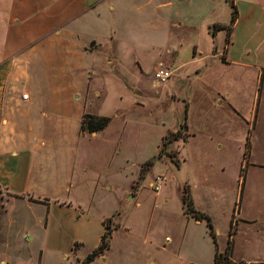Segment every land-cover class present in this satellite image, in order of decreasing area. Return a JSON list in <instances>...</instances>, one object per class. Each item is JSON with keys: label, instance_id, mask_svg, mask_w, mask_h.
Returning <instances> with one entry per match:
<instances>
[{"label": "rangeland", "instance_id": "374dc122", "mask_svg": "<svg viewBox=\"0 0 264 264\" xmlns=\"http://www.w3.org/2000/svg\"><path fill=\"white\" fill-rule=\"evenodd\" d=\"M236 1L238 10L245 12L241 1L246 0ZM168 2L138 6L140 13L130 8L111 21L115 41L102 40L101 50L93 57L101 63L96 72L89 73L84 95L76 92L72 100L77 105L82 95L85 99L79 129L83 116L105 117L108 124L101 131H82L85 136L77 139L74 188L59 190V194H51L48 188L37 191L39 199L48 200V212L41 206L30 210L10 203L15 208L13 226L5 228L7 216H1L0 207V259L82 264L106 230L111 232L107 250L87 264H212L214 252L226 249L228 231H232V246L244 259L264 261V81L260 78L254 100L251 75L219 66L218 59L224 62V49L218 58L213 51L207 52L213 45L220 51L224 44L223 35L212 38L206 25L229 20L227 3ZM152 7L158 9L152 13ZM174 19L195 27L196 33L169 29ZM156 32L158 45L142 43ZM119 35L127 38L123 39L126 44L119 42ZM196 37L197 48L203 51L199 54L207 61L201 70L190 72V61L196 60L191 43ZM158 64L170 72L169 81L159 85L152 80ZM69 67L65 59H58L47 73L38 72V84L21 83L19 87L44 97L55 87L66 85L75 90L78 73ZM176 75L182 76L174 83ZM46 77L59 82L45 84ZM177 92L185 95L187 105L176 101ZM41 119L33 118V144L44 140L37 129ZM63 119L59 116V140L74 136L78 127L75 118ZM94 133L99 134L89 138ZM58 153L52 149L46 157L57 163ZM43 172L49 176L53 171ZM85 176L96 182L94 191L85 189ZM156 177L160 180L157 193L150 188ZM185 186L194 210L209 217L214 242L204 221L184 214L181 192ZM56 201L66 204L58 207ZM7 203H2L6 210ZM46 215L49 224L43 231L34 217L42 220Z\"/></svg>", "mask_w": 264, "mask_h": 264}, {"label": "crops", "instance_id": "0c3cea01", "mask_svg": "<svg viewBox=\"0 0 264 264\" xmlns=\"http://www.w3.org/2000/svg\"><path fill=\"white\" fill-rule=\"evenodd\" d=\"M162 1L166 0H0V207L1 216L4 217L5 213L7 216L5 228L8 225L12 228L11 215L15 204L30 210L33 206H41L48 212L50 208L48 200L44 197L39 199L41 195L39 196L37 191H45L48 188L51 194H59V190L68 192L69 188L75 187L73 180L77 173L74 158L77 153V139L85 136L79 131V120L85 109L83 92L89 80V73L96 72V67L101 63L99 58L93 57L101 50L102 40L110 43L115 41L113 39L115 30L111 26V21L116 16L128 12L130 8L140 13L141 7L138 6L166 5L170 0L160 3ZM229 1H232L236 12L229 43L224 48L222 44L220 51L213 45L207 52L213 51L214 56L218 58L224 49V62L218 59V65L230 72L251 75L255 87L253 96L255 100L257 84L260 78L262 83L264 81V4L258 0L241 1V5L246 8L245 12H241L238 10L239 4L236 0ZM157 9L158 7L155 9L152 7V13ZM177 22L178 19H174L168 23L169 29L173 27L174 30L178 28L186 30L187 33H196L195 27ZM228 22L229 20L225 23L211 21L206 25V31L212 38L218 33L225 37L224 30L213 33L210 26L214 24L225 26ZM119 36L121 40L119 42L126 44L124 40L127 38ZM198 39L196 37L197 41L191 43L192 51L196 52V60L190 61L192 65L190 72L201 70L207 61L203 53L199 54V51H203L197 48ZM159 42L160 35L157 33L151 40L142 43L147 47H153ZM238 43L241 44L239 49ZM90 44L92 49H87ZM58 59H65L66 66H70L73 72L78 73L74 78L78 80V87L75 90L64 85V77L61 75L59 79L64 86L53 88L49 96L44 97L36 91L32 93L19 87L21 83L38 84L37 80L40 78L38 72L47 73L49 67ZM181 67L182 64L175 66L178 70ZM181 76L176 75L172 81L174 83L180 81ZM55 79L59 82L57 78L46 77L43 83L56 82ZM186 81L187 84L190 82ZM100 82H103V79H100ZM76 92L83 94L80 96L81 102L77 105L72 103L76 98L74 95ZM23 93L27 95L25 100L20 98ZM184 96L177 92L176 101L179 99L187 105ZM226 97L227 95H224L223 98ZM219 104L217 102V105ZM229 108L234 113L241 114L231 104ZM34 111L35 114L31 115ZM36 116L42 117V125L39 124L37 129L44 140L39 144L32 143V133L36 128L33 118ZM59 116L65 121L71 117L77 120L78 127L74 129V136L59 140ZM240 116H243V113ZM186 129L190 132L187 125ZM54 133L56 137L53 138ZM98 134H90L93 136L89 138H94ZM52 149L59 150L57 163L49 156L46 157L51 154ZM49 168L53 172L46 176L43 170L46 169L47 172ZM85 181V189L88 192L94 191L96 182H91L86 176L83 178V182ZM2 203H7V210ZM10 203L14 205L11 206ZM56 204L62 207L66 203L59 204L56 201ZM34 219L42 226L43 231L48 229L47 215L42 220L36 217ZM230 259L244 263H264L260 259H244L242 252L235 251L234 246L230 251ZM6 260L7 258L3 256L0 264H28L27 261L7 263Z\"/></svg>", "mask_w": 264, "mask_h": 264}, {"label": "trees", "instance_id": "16d2710c", "mask_svg": "<svg viewBox=\"0 0 264 264\" xmlns=\"http://www.w3.org/2000/svg\"><path fill=\"white\" fill-rule=\"evenodd\" d=\"M226 2H228V6L230 8V18H229V22L227 25L223 26V25H218V24H214L212 26L213 29V33L216 31H220V30H224L225 32V37H224V45H227L229 43V36H230V32H231V27L235 21V16H236V12L234 10V6L232 1H228L225 0ZM108 124V119L105 117H99V118H93L91 116H83L81 123H80V129L79 131H85L87 133H93V132H97V131H101L104 127H106V125ZM177 139V138H174ZM242 180V179H241ZM240 186L242 187V181L240 183ZM186 188H184L181 192V204L183 206V211L184 214L188 215L189 217L193 218L196 221H204L205 225L208 229V233L210 235V237L212 238V241L214 242V233L212 231V226L210 223V219L207 215L195 211L192 205V201L188 195V188L187 186H185ZM240 187V190H241ZM110 234L111 232H108L105 230V232H103L101 234V236L99 237V244L98 246L93 249L91 251V253H89L82 264H87L89 262H91L93 260V258L97 255L102 254L105 250H107V242L110 239ZM232 236V231H228V238L226 241V249L223 253H218L217 251L214 252L213 255V259H212V264H246L244 262L241 261H232L230 259V251L232 248V242L230 237Z\"/></svg>", "mask_w": 264, "mask_h": 264}, {"label": "built area", "instance_id": "2783aa9c", "mask_svg": "<svg viewBox=\"0 0 264 264\" xmlns=\"http://www.w3.org/2000/svg\"><path fill=\"white\" fill-rule=\"evenodd\" d=\"M170 78V72L166 69L163 68L160 64H158V66L156 67V69L154 70L153 74H152V80L154 84H164L165 82L168 81V79ZM20 98L22 100H25L27 98V95L25 93L21 94ZM159 178L156 177L153 182L150 184V188L153 192L157 193L158 189H159Z\"/></svg>", "mask_w": 264, "mask_h": 264}]
</instances>
